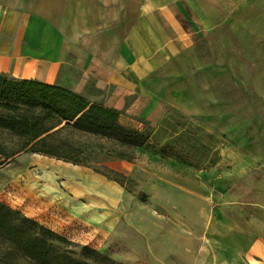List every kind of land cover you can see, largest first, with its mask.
Masks as SVG:
<instances>
[{"label":"rangeland","instance_id":"rangeland-1","mask_svg":"<svg viewBox=\"0 0 264 264\" xmlns=\"http://www.w3.org/2000/svg\"><path fill=\"white\" fill-rule=\"evenodd\" d=\"M163 72L168 114L155 124L120 121L146 132V145L131 148L78 131L68 137L84 151L83 161L23 150L0 167V200L118 258L112 229L101 225L121 194L128 203L143 201L140 186L151 174L205 197L221 216L217 234L206 238L203 264H260L263 253L254 245L264 241V0L209 32ZM85 96L103 101L94 87ZM15 138L0 129L1 143L13 146ZM147 194V206L176 220Z\"/></svg>","mask_w":264,"mask_h":264},{"label":"crops","instance_id":"crops-1","mask_svg":"<svg viewBox=\"0 0 264 264\" xmlns=\"http://www.w3.org/2000/svg\"><path fill=\"white\" fill-rule=\"evenodd\" d=\"M258 1L0 0V73L84 95L94 87L123 117L155 124L170 110L163 82L169 63ZM151 176L140 189L176 220L121 194L100 229H112L126 264H203L206 238L217 234L221 216L205 197ZM254 249L264 254V241Z\"/></svg>","mask_w":264,"mask_h":264},{"label":"trees","instance_id":"trees-1","mask_svg":"<svg viewBox=\"0 0 264 264\" xmlns=\"http://www.w3.org/2000/svg\"><path fill=\"white\" fill-rule=\"evenodd\" d=\"M123 111L74 90L36 79H10L0 73V129L17 143L0 142V167L28 150L79 162L83 150L69 139L80 132L141 148L149 136L120 123ZM148 123V120H145ZM148 203L149 195L140 192ZM0 264H126L115 256L75 242L0 200Z\"/></svg>","mask_w":264,"mask_h":264}]
</instances>
